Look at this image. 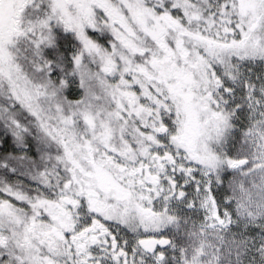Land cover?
I'll return each instance as SVG.
<instances>
[{
  "label": "snow or ice",
  "instance_id": "snow-or-ice-1",
  "mask_svg": "<svg viewBox=\"0 0 264 264\" xmlns=\"http://www.w3.org/2000/svg\"><path fill=\"white\" fill-rule=\"evenodd\" d=\"M0 264H264V0H0Z\"/></svg>",
  "mask_w": 264,
  "mask_h": 264
}]
</instances>
